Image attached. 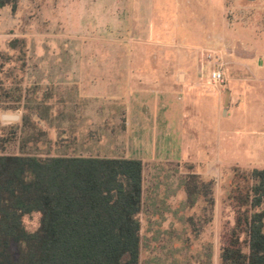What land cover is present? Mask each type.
Segmentation results:
<instances>
[{
    "label": "rangeland",
    "instance_id": "obj_1",
    "mask_svg": "<svg viewBox=\"0 0 264 264\" xmlns=\"http://www.w3.org/2000/svg\"><path fill=\"white\" fill-rule=\"evenodd\" d=\"M0 153L141 160L140 263L219 264L238 175L264 169V0L0 8ZM192 174L211 183L213 205L188 203Z\"/></svg>",
    "mask_w": 264,
    "mask_h": 264
},
{
    "label": "trees",
    "instance_id": "obj_2",
    "mask_svg": "<svg viewBox=\"0 0 264 264\" xmlns=\"http://www.w3.org/2000/svg\"><path fill=\"white\" fill-rule=\"evenodd\" d=\"M237 179L219 264H264V169ZM185 191L191 206L200 196L214 204L211 183L197 175ZM143 192L139 159L0 153V264H141ZM34 214L39 226L30 231L24 218Z\"/></svg>",
    "mask_w": 264,
    "mask_h": 264
},
{
    "label": "crops",
    "instance_id": "obj_3",
    "mask_svg": "<svg viewBox=\"0 0 264 264\" xmlns=\"http://www.w3.org/2000/svg\"><path fill=\"white\" fill-rule=\"evenodd\" d=\"M80 106H83V105H80ZM79 116V119L78 120H76L77 121V123L78 122H85L87 119L85 118V116H84V114H80V115H78ZM88 122H90V123H93V121H91V120H89L88 119ZM79 125V124H78ZM77 125V126H78ZM90 128V127H89ZM68 130L67 129H63V131H62V133L64 134V137L65 136H67V135H74L76 132H67ZM75 131V130H74ZM69 133V134H68ZM87 136L88 137H97L96 135V132L95 131H87ZM95 138H93L92 140H94ZM89 140H91V139H89ZM74 142V145L76 144L77 145V141H73ZM77 146H79V145H77ZM76 150H80V148H78V149H75V148H73V151H76ZM53 156H83V157H90L91 155H88V154H82V153H74V154H62V155H53Z\"/></svg>",
    "mask_w": 264,
    "mask_h": 264
},
{
    "label": "built area",
    "instance_id": "obj_4",
    "mask_svg": "<svg viewBox=\"0 0 264 264\" xmlns=\"http://www.w3.org/2000/svg\"><path fill=\"white\" fill-rule=\"evenodd\" d=\"M210 78L214 83L223 84L225 83V76L222 70L214 69L211 74Z\"/></svg>",
    "mask_w": 264,
    "mask_h": 264
}]
</instances>
